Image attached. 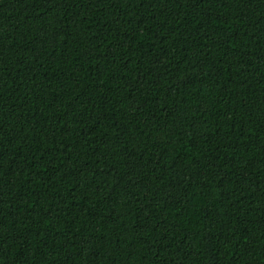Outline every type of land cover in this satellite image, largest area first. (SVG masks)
Listing matches in <instances>:
<instances>
[{
	"label": "trees",
	"instance_id": "1",
	"mask_svg": "<svg viewBox=\"0 0 264 264\" xmlns=\"http://www.w3.org/2000/svg\"><path fill=\"white\" fill-rule=\"evenodd\" d=\"M0 264H264V0H0Z\"/></svg>",
	"mask_w": 264,
	"mask_h": 264
}]
</instances>
